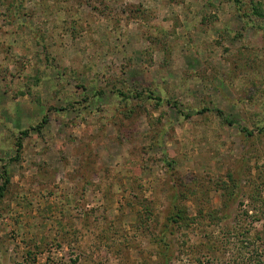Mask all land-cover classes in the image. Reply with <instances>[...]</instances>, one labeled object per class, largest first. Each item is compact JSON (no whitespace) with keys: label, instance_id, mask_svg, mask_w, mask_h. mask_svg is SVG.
<instances>
[{"label":"rangeland","instance_id":"1","mask_svg":"<svg viewBox=\"0 0 264 264\" xmlns=\"http://www.w3.org/2000/svg\"><path fill=\"white\" fill-rule=\"evenodd\" d=\"M0 264H264V0H0Z\"/></svg>","mask_w":264,"mask_h":264},{"label":"trees","instance_id":"2","mask_svg":"<svg viewBox=\"0 0 264 264\" xmlns=\"http://www.w3.org/2000/svg\"><path fill=\"white\" fill-rule=\"evenodd\" d=\"M238 2H239V0H235V3H238ZM253 13L256 14V15H258V16H260V17H263L262 12H260V11L257 10L256 8H253ZM44 122H45V119L42 120V123H44ZM29 129H33V128L30 127ZM27 132H28V129H25V130H23V131L21 132V135H22V136H25V135L27 134ZM17 147H18V148L20 147V144H19V143L17 144Z\"/></svg>","mask_w":264,"mask_h":264}]
</instances>
